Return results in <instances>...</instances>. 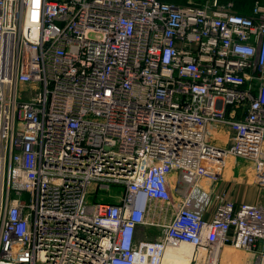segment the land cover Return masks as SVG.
Segmentation results:
<instances>
[{"label": "built area", "instance_id": "1", "mask_svg": "<svg viewBox=\"0 0 264 264\" xmlns=\"http://www.w3.org/2000/svg\"><path fill=\"white\" fill-rule=\"evenodd\" d=\"M228 156L264 190L261 0H0V264H163L180 243L264 264V203L221 191L203 214ZM173 175L175 214L138 239L159 226L139 196L171 205Z\"/></svg>", "mask_w": 264, "mask_h": 264}, {"label": "crops", "instance_id": "2", "mask_svg": "<svg viewBox=\"0 0 264 264\" xmlns=\"http://www.w3.org/2000/svg\"><path fill=\"white\" fill-rule=\"evenodd\" d=\"M169 2H174L178 4H186V3H198L202 0H165ZM220 128L218 131H221ZM221 134V133H220ZM216 137V135H215ZM226 144L228 141L226 140ZM201 186L203 188L204 193L206 192L207 196L204 198L205 201L203 203L208 202L207 208L204 210L203 214L207 218H209L212 214V207H214L216 203V196L217 192L226 191V193L230 197H234L238 202H247V203H263L262 196H258V189L249 183L240 182L236 183V186L232 188V186L228 187L227 190L225 189V185L219 184L215 185L214 183H210L206 180L201 181ZM215 192V193H214ZM196 196L195 198H197ZM199 198V197H198ZM233 198V199H234ZM181 197L173 198V202L171 205H166L163 202L147 199L144 200L142 196H139L138 204L139 206H145L146 210V218L149 221H153L159 226L153 225H139L137 228L136 237L138 239L144 240H155L162 236V228L160 225L166 224L175 214L177 210V205L179 204ZM212 206V207H210ZM234 253V254H233ZM223 261L231 260V264H243L246 259L250 258L251 255L247 253L240 252L238 250H232L229 247H225L222 250Z\"/></svg>", "mask_w": 264, "mask_h": 264}, {"label": "rangeland", "instance_id": "3", "mask_svg": "<svg viewBox=\"0 0 264 264\" xmlns=\"http://www.w3.org/2000/svg\"><path fill=\"white\" fill-rule=\"evenodd\" d=\"M27 97L28 96L24 94L23 98L26 99ZM220 133L221 135H219L218 138H217V135H216V138H212V142L218 146H225L226 139L228 137V132L226 129H222ZM170 180H171V184L174 185L173 191L175 193H173V198H178L179 195L177 194V187L175 185L176 175H173ZM239 181L243 183H249L255 186L258 189V196L259 197L262 196L263 197L262 200H264V190H262L261 188H259L253 183V173L251 170V162L249 160H246L240 157L228 156L226 165L222 172V178L219 181L215 182L214 186L222 184V185H225V189L227 190V188L230 186L234 188L236 186V183H239ZM119 191H120L119 188H111L109 192H107L106 194L103 193V199L107 201L115 202L118 200ZM234 200L236 199L234 198ZM240 252H243V251H240ZM222 260H223V256L221 254L220 261L222 262Z\"/></svg>", "mask_w": 264, "mask_h": 264}, {"label": "bare ground", "instance_id": "4", "mask_svg": "<svg viewBox=\"0 0 264 264\" xmlns=\"http://www.w3.org/2000/svg\"><path fill=\"white\" fill-rule=\"evenodd\" d=\"M193 255V248L186 243L168 246L163 257V264H189Z\"/></svg>", "mask_w": 264, "mask_h": 264}, {"label": "trees", "instance_id": "5", "mask_svg": "<svg viewBox=\"0 0 264 264\" xmlns=\"http://www.w3.org/2000/svg\"><path fill=\"white\" fill-rule=\"evenodd\" d=\"M255 0H234L235 9L237 12L248 15L251 10V6ZM264 3V0H261ZM103 201H107L103 199Z\"/></svg>", "mask_w": 264, "mask_h": 264}]
</instances>
